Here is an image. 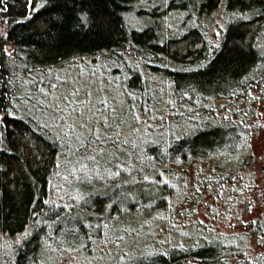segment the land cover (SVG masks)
<instances>
[{
  "label": "trees",
  "instance_id": "16d2710c",
  "mask_svg": "<svg viewBox=\"0 0 264 264\" xmlns=\"http://www.w3.org/2000/svg\"><path fill=\"white\" fill-rule=\"evenodd\" d=\"M141 1L145 7L139 6ZM65 11L67 19L56 38L36 44L32 27L21 19L25 0H0V31L8 34L7 40H0V113H16L5 115L6 127H0L5 147L15 149L0 152V164L5 166L0 169V264H46L52 257L58 262L56 237L64 220L85 207V201L74 197L99 189L92 193L99 210L110 203L105 190L119 195L135 187L119 178L101 181L96 176L69 184L66 176L63 196L56 197L63 167L70 171L73 158L60 142L63 137L44 128L37 116L29 114L31 110L15 107L22 83L31 94L24 99L28 102L40 87L39 82L32 83L38 74L48 76L47 68L62 72L80 64L98 66L114 76L118 65L125 74L127 105L135 103L142 117L149 112L155 117L138 124L139 133L147 131L157 141L159 130L171 132L164 139L167 152L153 140L142 146L148 165L145 174L156 176L157 184L149 187V182L141 181L144 187L133 192L140 205L152 201L143 213L148 216L142 228L147 245L135 258L138 264H226L224 257L231 264H253L241 251L254 255L241 239L246 236L255 246L253 224L239 235L226 233L189 222L179 208L184 199V206L193 198L208 199L207 211L213 219L224 197L236 194L250 170L264 164V149L259 147L264 138V0H67ZM134 15L140 24L130 22ZM86 17L108 23L100 28ZM219 25L223 29L216 35ZM11 48L16 51L9 56L5 50ZM146 74L158 78L160 85L150 87ZM128 92L135 98L127 97ZM25 138L31 149L22 143L17 147ZM160 169L171 184L159 183ZM121 177L131 178L127 172ZM246 190L254 192L253 198L259 195L264 215V189L258 193L254 185H247ZM137 201H129L135 219L141 216L134 207ZM175 210L187 221L175 224ZM248 211L245 206L243 213ZM150 221L155 226H145ZM25 230L29 234L22 237ZM135 235L128 233L126 238ZM45 237L53 241L51 247ZM93 240L100 245L99 238Z\"/></svg>",
  "mask_w": 264,
  "mask_h": 264
},
{
  "label": "snow or ice",
  "instance_id": "6c2138e0",
  "mask_svg": "<svg viewBox=\"0 0 264 264\" xmlns=\"http://www.w3.org/2000/svg\"><path fill=\"white\" fill-rule=\"evenodd\" d=\"M66 4L67 0H25V15L21 19L32 27L33 35L37 37L36 44H41L46 38L49 40L56 38L67 19ZM88 19L100 28H104L108 23L104 19ZM222 29L223 25H219L215 30L216 35H220ZM7 37L6 32L0 31V40H7ZM27 43L32 46L31 40ZM215 47L221 46L216 44ZM5 51L11 56L16 49L11 48ZM79 68L84 69L85 65L80 64ZM45 71L52 73L53 69L47 68ZM53 79L56 81L55 83H52ZM107 79V77L98 79L97 72L91 70H88L87 78L80 71L76 72L74 76H69L66 73H57L52 77L38 74L37 81L32 83L35 85L39 82L42 86L37 88V94L32 95L27 103L29 107H32L35 102L33 110L38 108L40 114L47 117L49 123H44L41 120L44 128H51L57 132L58 137H63L60 142L65 145L67 155L73 158L69 162L70 171L65 172L69 184L73 181L82 184L90 177L96 176L100 177L101 181L105 178H119L122 184L141 188L144 187L141 181L149 182L148 186L151 187L157 184V178L154 175L145 174V168L148 165L144 163L143 147L136 139V134L141 129L139 126L133 127L129 121L146 124L147 120L155 119V117H152L150 112L142 117L139 111H135L136 104L130 101L127 110H125L126 98H122L120 95L123 88L117 89L114 81L111 85L106 84ZM45 80L49 81L47 86H43ZM184 95L187 96L188 93H184ZM127 97L134 99L135 94L128 92ZM144 107L147 108V104ZM5 115L15 116L16 113L7 111L0 113V127H6L3 124ZM125 125L129 128L127 136L124 134ZM187 131L191 134L193 130L188 129ZM3 135V131H0V152L14 151L12 146L5 147L2 141ZM21 143L26 148L33 147L29 144V138L18 142L17 147ZM155 143L157 146L163 144L165 146L163 151H168L167 140L160 139ZM68 145H71V148H68ZM117 145L120 150H117ZM121 150L124 151L123 158H121ZM138 152L140 154H137ZM133 158H135V164L132 162ZM155 159V156L151 158V160ZM61 163L62 161L58 160L57 166ZM4 167L3 164H0V169ZM261 170L264 171V164L261 165ZM122 172L129 173L131 178L121 177ZM133 172H137L139 175L133 177L131 176ZM159 174L162 177L159 183H172L168 176L164 175L162 169L159 170ZM183 183L187 184V181ZM135 187L119 195L115 193L109 195L105 190L103 194L107 196L110 203L99 210L95 208V202L92 200V193L98 192L99 189H92L87 194H78L74 197V200L85 201V207L82 213L65 218L64 227L60 229V234L56 237L55 252L59 258L68 261L69 264H78L83 250L87 248L89 253L98 252L100 254L83 258L84 264H88L89 260L102 261L105 252L101 251L93 237L100 239V244L106 251L109 244L126 247L128 233L136 232V228L132 227L135 215L133 208L129 207V201H137V197L133 195ZM113 196H115L114 203L111 202ZM262 198H264V193H262ZM168 199L171 200L170 197ZM64 206L68 207L66 204ZM151 206L152 201H149L147 205H140L137 201L134 205L141 217ZM252 207L249 205V211L252 210ZM88 209H93V211L90 212ZM90 217H94V219H90ZM57 219L59 220L60 217L57 216ZM244 223H251L255 226L250 229V232L255 234V245L262 250L255 252L254 255L243 249L241 251L247 261L258 264L259 260H264V215L257 216L251 221H244ZM49 227L51 226L49 225ZM28 234V230H25L21 236ZM241 239L245 240L249 250L253 249V244L248 237L242 236ZM45 240L46 244L51 247L53 241L48 237H45ZM223 259L226 264H231L227 257Z\"/></svg>",
  "mask_w": 264,
  "mask_h": 264
},
{
  "label": "rangeland",
  "instance_id": "374dc122",
  "mask_svg": "<svg viewBox=\"0 0 264 264\" xmlns=\"http://www.w3.org/2000/svg\"><path fill=\"white\" fill-rule=\"evenodd\" d=\"M144 1H141L139 4V6H143L145 7V5L143 4ZM155 2H153L154 4ZM135 15L132 17V19H130V22L133 24H140L141 21L138 19L134 18ZM97 68L95 69V67L93 68L92 66H85L84 69H80L79 66H76L74 68H70L67 69L65 71L62 72H52L49 73V77H52L53 75L59 73V74H68L69 76H74V74L78 71L83 72L84 76L87 78L88 77V70L91 71H95L97 72V78L98 79H102L104 77H107L108 79L105 81L106 84L111 85L113 83V81L115 82V86L117 89H120L121 87L123 88V76L125 75L124 72L122 71V69L118 68L119 66L117 65L116 68H114V73H116V75L114 76L113 73L110 74H106L102 68H99L98 66H96ZM116 69V70H115ZM118 70V71H117ZM143 71V70H142ZM147 76L146 78L148 79V84L150 85V87H155L160 85L158 82V78H156L155 76L153 77H149V74L145 75ZM45 83L43 84V86H47L48 84V80L44 81ZM56 81L53 79L52 83H55ZM161 83V82H160ZM25 83H22V90L18 93V103H15V107L18 108V110L20 109H26L27 111H30L29 114L37 116L40 121L43 120L44 123H49L48 119L46 116H43L42 114H40V110H33V106L29 107L26 96H30L31 94L27 93L26 91V87L24 86ZM40 85V84H39ZM42 85H40L41 87ZM107 91V89H105ZM122 98H125V95L123 94V91L120 93ZM128 105L127 102H125L124 104V109L127 110ZM137 110V109H136ZM129 123L132 124L133 127L138 126L137 123L129 121ZM51 130V132L60 139V137H58L57 132L52 130L51 128H49ZM145 130V129H143ZM166 130V131H165ZM163 130L162 132L157 133L156 135H159L156 138H160V139H166V137L168 136V131L167 129ZM176 131V130H175ZM158 132V131H157ZM124 134L125 136H127L129 134V128L127 125H125L124 127ZM162 134V135H161ZM137 142H141L142 146H144L145 144H148L146 142H150V140L155 141L156 139H154V136H150L149 133L147 131H143V134L138 133L137 134ZM159 139V140H160ZM256 144V143H255ZM71 148V145H69ZM260 148H262L261 150L264 149V138H262L261 140V145H259ZM120 150V149H119ZM261 150L257 149V152H261ZM124 156V151L121 150V158H123ZM261 165L260 163L256 164L249 172L248 177H245L244 180L246 181V183H244V186H241L242 184V180L239 184L238 187V192L237 197L236 194H234L233 196H226L224 197L223 201L221 202L220 206L217 209V216L214 217L213 219L211 218V216H209V212L207 211L208 205L206 204L208 199L205 200L204 198H202L200 200L199 197H197V199H191L190 201H188L186 203V206H184L185 203V199L183 201V205L182 207L179 208V211L181 210V212L183 210H185L184 215H188L189 218V222L191 221L192 223H196V222H201L203 224H207V225H212L214 226V229H221L220 231L222 232H226V233H236L241 234L244 232V230H248V224H245L244 221H251L253 218L260 216L261 214H263V207L261 204V198L259 197V195L257 196V198H253L254 192H250V190H246L247 185H249L250 187H252L253 185L255 186L256 190L258 191V193H260L263 189H264V173L261 170ZM67 167H63V176L60 177L61 179L59 180L57 187L58 190H56L55 196L59 198V196H63V191L64 188L61 189L64 185L65 182V170H67ZM197 170V168H194L193 171ZM192 175V173H191ZM206 177V176H204ZM243 178V176H242ZM192 179L194 181H196V179L193 177L192 175ZM190 184V181L188 182ZM250 189V188H249ZM61 190V193L59 192ZM246 191V192H245ZM245 192L246 196L244 193ZM63 198V197H62ZM66 200V199H65ZM233 200V201H232ZM216 203V202H215ZM217 203H219V201H217ZM216 203V204H217ZM218 205V204H217ZM252 205V210L248 211L249 213H243V209L245 206H249ZM215 206V205H213ZM65 207V206H64ZM66 209V207H65ZM68 209H66L67 211ZM177 210V208H176ZM175 210V220L173 221L175 224H178L179 220L180 222L182 221H187L186 218H184V216L178 217V211ZM148 216L143 215L142 217L139 216L137 217L133 222H132V227L136 228V235L132 238H126V243L127 246L126 247H118V246H107V251L105 250L103 245H98V242L96 243L98 246H100L101 251L105 252V256L104 259L102 261H88V264H138L139 262L135 260V258L137 256H140L144 251V246L147 245L146 241L144 240V234L142 231L143 225L145 223V220ZM152 221L146 223L145 226H155L154 223H151ZM148 224V225H147ZM165 225H167V223L165 222ZM210 226V227H212ZM190 232H192V230H190ZM131 244V245H130ZM262 249L258 246H253L252 252H259ZM135 251V253H134ZM123 253V254H122ZM100 253L98 252H94V253H89L88 252H84L82 254L81 259L79 260L78 264H84V259L85 257H88L89 255L92 256H96L99 255ZM134 255V256H133ZM123 256H125L126 258H123ZM133 256V258L131 260H135V261H131L129 259V257ZM128 259V260H127ZM130 260V262H128ZM55 259L52 257L50 259L49 263L46 264H69L68 261L66 260H62L59 259L58 262L54 263Z\"/></svg>",
  "mask_w": 264,
  "mask_h": 264
}]
</instances>
